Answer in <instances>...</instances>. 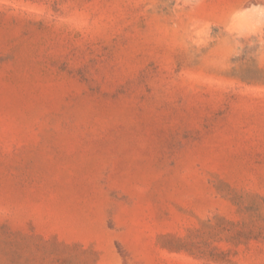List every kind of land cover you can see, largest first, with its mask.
<instances>
[{
	"label": "rangeland",
	"instance_id": "374dc122",
	"mask_svg": "<svg viewBox=\"0 0 264 264\" xmlns=\"http://www.w3.org/2000/svg\"><path fill=\"white\" fill-rule=\"evenodd\" d=\"M0 264H264V0H0Z\"/></svg>",
	"mask_w": 264,
	"mask_h": 264
}]
</instances>
